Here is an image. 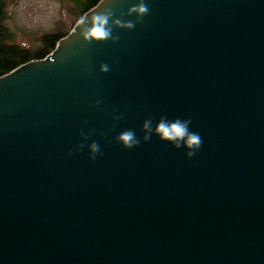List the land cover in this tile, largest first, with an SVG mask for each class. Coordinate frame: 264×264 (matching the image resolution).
<instances>
[{
    "label": "water",
    "instance_id": "1",
    "mask_svg": "<svg viewBox=\"0 0 264 264\" xmlns=\"http://www.w3.org/2000/svg\"><path fill=\"white\" fill-rule=\"evenodd\" d=\"M145 3L116 43L75 21L0 75V264H264V0ZM161 116L191 120L195 156L115 142Z\"/></svg>",
    "mask_w": 264,
    "mask_h": 264
},
{
    "label": "clouds",
    "instance_id": "2",
    "mask_svg": "<svg viewBox=\"0 0 264 264\" xmlns=\"http://www.w3.org/2000/svg\"><path fill=\"white\" fill-rule=\"evenodd\" d=\"M110 0H100L99 5L91 13L81 15L76 20V28L79 29V37L85 43H103L110 41L116 43L120 37L113 34V28L118 29H133L136 24L141 23L143 18L149 14V7L145 3V0H136V3L127 9L126 13L122 15L134 16V20L125 21L121 18H113V10L108 4ZM104 5L102 10L101 6ZM99 72L106 73L110 71L108 64H100ZM102 101L96 100L94 107L101 104ZM122 119L120 115L113 116L114 121ZM190 119H173L168 120L161 116L159 120L153 125L151 118L144 120L141 126V131L144 135L137 137L132 130H124L115 137V142L120 144L124 149H132L137 147L142 141H148L153 135H155L160 141L167 142L174 149H185V158H192L196 155L200 149L203 141L198 132L190 130ZM91 133H81V143L77 144L76 150L80 151L85 148V141H88ZM88 158L89 160H95L98 154H101L100 147L97 142L93 141L87 144ZM69 156L72 152L69 151Z\"/></svg>",
    "mask_w": 264,
    "mask_h": 264
},
{
    "label": "rangeland",
    "instance_id": "3",
    "mask_svg": "<svg viewBox=\"0 0 264 264\" xmlns=\"http://www.w3.org/2000/svg\"><path fill=\"white\" fill-rule=\"evenodd\" d=\"M69 0H7L5 23L14 39L27 48H36L42 34L58 26L68 31L75 16Z\"/></svg>",
    "mask_w": 264,
    "mask_h": 264
},
{
    "label": "trees",
    "instance_id": "4",
    "mask_svg": "<svg viewBox=\"0 0 264 264\" xmlns=\"http://www.w3.org/2000/svg\"><path fill=\"white\" fill-rule=\"evenodd\" d=\"M69 9L75 16L73 23L84 11L93 6L98 0H69ZM7 0H0V75L13 70L17 65L30 59L41 58L54 47L56 41L68 31H63L60 26L42 34L36 48H27L15 41V33L6 25L5 18Z\"/></svg>",
    "mask_w": 264,
    "mask_h": 264
}]
</instances>
